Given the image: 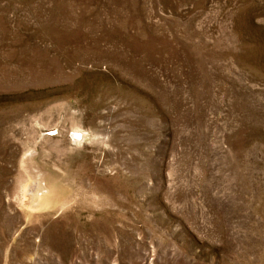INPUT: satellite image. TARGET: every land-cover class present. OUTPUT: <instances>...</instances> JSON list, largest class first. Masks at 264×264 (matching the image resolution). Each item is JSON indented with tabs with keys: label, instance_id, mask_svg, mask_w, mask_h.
I'll return each mask as SVG.
<instances>
[{
	"label": "rangeland",
	"instance_id": "rangeland-1",
	"mask_svg": "<svg viewBox=\"0 0 264 264\" xmlns=\"http://www.w3.org/2000/svg\"><path fill=\"white\" fill-rule=\"evenodd\" d=\"M0 264H264V0H0Z\"/></svg>",
	"mask_w": 264,
	"mask_h": 264
}]
</instances>
